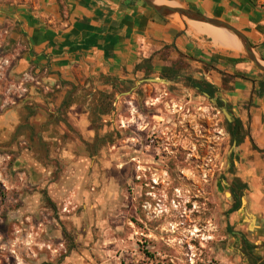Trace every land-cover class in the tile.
<instances>
[{
	"label": "rangeland",
	"instance_id": "obj_1",
	"mask_svg": "<svg viewBox=\"0 0 264 264\" xmlns=\"http://www.w3.org/2000/svg\"><path fill=\"white\" fill-rule=\"evenodd\" d=\"M4 38L0 40V59L14 48ZM21 74L6 85L0 82L7 107L26 98L18 96L22 88L14 92L15 85L21 86ZM148 77L155 76L117 80V87L103 90L94 91L93 85L75 89L74 97L80 102L77 108L90 110L98 135L90 142L83 138L87 159L72 160L60 151L55 156L50 152L47 158L39 156L43 166L36 181L56 199L53 224L57 235L47 236L45 225L38 229L36 217L18 219V212L6 205L3 196L0 264H254L256 259L250 262L242 255L240 239L236 241L231 230L249 235L258 245L254 249L257 256L264 255V232L258 231V218L253 221L247 210V190L245 211L231 210L228 191L238 154L222 110L225 104L192 88L188 76L169 83L140 81ZM32 84L46 89L44 83ZM99 96L103 99L97 103L104 109L97 103H85L88 97L95 102ZM115 99H122L121 104ZM92 110L98 113L92 115ZM134 116H139L137 122ZM53 125V131L68 129L62 123ZM70 129H74L71 124ZM137 137L141 142L133 139ZM24 145L26 150L29 145ZM135 149L144 151L145 159L137 168L130 161ZM1 151L16 155L8 173L9 189L0 181V197L4 191L16 193L17 177L25 176L23 171L32 175L27 167H15L23 151ZM168 157L171 163L166 164ZM135 172L142 176L137 181ZM43 211L49 215V210ZM138 238L142 240L139 246ZM148 249L153 254L145 253Z\"/></svg>",
	"mask_w": 264,
	"mask_h": 264
},
{
	"label": "crops",
	"instance_id": "obj_2",
	"mask_svg": "<svg viewBox=\"0 0 264 264\" xmlns=\"http://www.w3.org/2000/svg\"><path fill=\"white\" fill-rule=\"evenodd\" d=\"M163 1L230 22L264 60V0ZM212 32L198 22L160 15L142 0L0 2V40L6 37L14 46L4 55L10 61L0 71V82L6 84L4 71L12 80L32 65L44 85L59 86L48 91L47 86L32 84L25 98L29 105L22 100L0 106V148H11L12 140L17 148L18 140H26L29 147L19 159L37 179L43 166L40 154L47 158L60 151L81 161L87 156L85 140L98 135L90 110H78L75 89L115 88L117 80L144 76L206 81L233 120L242 123L245 137L235 151L233 179L247 184V210L258 218V231L264 232V71L242 48H228ZM100 96L95 102L88 97L85 103L95 104L103 99ZM121 100L114 102L119 105ZM57 122L68 129L53 131ZM260 258L264 261V255Z\"/></svg>",
	"mask_w": 264,
	"mask_h": 264
},
{
	"label": "flooded vegetation",
	"instance_id": "obj_3",
	"mask_svg": "<svg viewBox=\"0 0 264 264\" xmlns=\"http://www.w3.org/2000/svg\"><path fill=\"white\" fill-rule=\"evenodd\" d=\"M4 34H5V31H4ZM25 73H29L30 76L33 79L32 81H34L35 83L43 84V82H41V80L38 78L39 77L38 76L39 73L36 72V67H33L32 65H30L29 68L26 71H24L21 75H24ZM4 75L6 76V79H7L5 83L10 82L11 79L9 78V73H6L4 71ZM15 78H17V77H15ZM32 81L29 80V82L26 83V87L27 88H26V90H24V92L23 91L20 92L21 86H19V84L15 85L14 86L15 87L14 92H17L19 90L20 93L18 94V96L22 97V98H25L26 97V92H28V89H29L28 86H30V83ZM44 86L48 87V91H51V90L53 91V89L59 87V86H57V87L54 88V87H51L49 85H44ZM7 90H8V92H10L12 90L11 84H10V86H8ZM3 93H6V92L4 91ZM4 101H5V99L2 98L1 95H0V106L3 107V108H6L8 100H6L7 102H4ZM28 101L29 100H25L24 104L29 105ZM13 102L16 103L15 100H13ZM136 113H138V109L136 110ZM138 117L139 116H134V121L137 122ZM133 139L137 140V142H141L140 138H138V137L137 138H133ZM10 144H11L10 145V147H11L10 149L14 150V151H19V150L23 151V149H25V145L24 144H26L27 146L29 145V143L26 140H18L17 141V148H13L12 147V144H14L13 142L10 143ZM4 149H6V148H0V168H3L1 170V172H0V181L5 187L6 186L8 187V184L10 183V180H11V177H10V175H8V173L11 174V168H12V165H13L12 161L14 160V157H15L16 154H15V152L2 153L1 150H4ZM143 152L144 151H142L141 149H135L134 150L135 155L131 156V158H130L131 165L133 167H135V168L141 167L139 163H141L142 161L145 160L144 156L142 154ZM175 157H177V155ZM164 163H166V164L171 163V158L168 157L167 161H164ZM23 173L25 174V176L17 177V179L19 178V182H17V185H16V188H17L16 193H14L12 195H10L11 193H9V195H8L6 193L7 191L6 192L4 191V193L1 194L0 198L5 196L4 201L6 202V205L8 204L9 206H13L14 207L13 211L18 212V215H17L18 219H20V220L22 219L23 221H26V220L30 221V217H34V218L36 217V221L38 222V219L40 221V222H38L39 223V226H37L38 229H41V225H45L44 230L46 231V235L47 236L49 235L50 237H55L57 235V233H56L57 230L55 229L53 223L56 222V218H55L56 199L51 194H49L48 192L43 190L42 186H40L41 182L39 183L38 180L34 181L33 180L34 177L32 175L31 176L28 175L26 170L23 171ZM134 177H135V180L137 181L142 176H140L139 174H137L135 172ZM239 183H242V182L239 181ZM239 183L236 182V179H232L230 181V183H229L230 184L229 185L230 198L232 199V201H231L232 202V205H231V210L232 211H235L234 210V205H235L236 201L238 200V197H240V199H241L240 206L242 205V197L244 195L245 189L242 190V194H237V192L235 193V189L238 188ZM8 189H9V187H8ZM36 189H38V190H36ZM29 190H31V191L36 190V191H33V193L31 194V193H29ZM21 191H22V193L26 192V194L23 195L21 193ZM32 196H35L33 200H32ZM42 205L44 206L43 209L50 211V212H48L49 215H43V213H44L43 209H41V210L39 209L40 207L42 208ZM47 205H49V206H47ZM66 209H68V207H66ZM28 212H30V214H27ZM138 212H139V210L136 209V211H135L136 227L139 224V222H138L139 221V217H138L139 213ZM231 232L233 233V237L234 238L239 237V239H240L238 246L242 250V255H244V257H246L250 262H251V260L256 259V262L254 264H262L263 261L260 260L261 258L259 256L254 254V250H253L258 245H256L255 243L251 242L248 239V236L243 231L236 232L234 230H231ZM37 234L40 237L42 236L41 233H39V232ZM144 234L145 233H143V235ZM146 236H148V234H146ZM144 241L150 244V241H148V239H145ZM140 242H142V240L138 238L136 240L137 246L140 245ZM149 244L147 246H150ZM251 244H254L255 248H253ZM239 247H236V249L239 248ZM240 248H239V250H240ZM153 252L154 251H151L150 249H148V251H146L145 253L153 254ZM148 258L150 259V257H148ZM152 258H153V255H152ZM161 260L163 262L164 258H162Z\"/></svg>",
	"mask_w": 264,
	"mask_h": 264
},
{
	"label": "water",
	"instance_id": "obj_4",
	"mask_svg": "<svg viewBox=\"0 0 264 264\" xmlns=\"http://www.w3.org/2000/svg\"><path fill=\"white\" fill-rule=\"evenodd\" d=\"M144 3H146L148 6H150L152 9H154L157 13L160 15L166 16V17H173V16H179L184 21H198V22H204L209 23L214 26L227 29L228 31L235 34L241 41L243 46V51L245 55L262 71H264V60L263 58L259 57L257 53L254 50V47L248 38V36L239 28H237L235 25L231 24L230 22L218 18V17H212L208 16L204 13H201L199 11L193 10L191 8L182 6V5H175L171 3L164 2L163 0L159 2V0H142ZM163 81L166 83L171 82L170 79H167L165 77H148L143 78L140 81ZM204 95L211 99L212 101L216 102L217 97L211 96L208 92H204ZM223 112L225 113L227 119L229 121H232V115L228 110V107L225 105L222 107ZM233 146L237 148L238 144L237 141L234 140ZM24 163L20 162V159L17 160L15 163V167H23ZM32 172V175L34 176L33 169H30ZM34 179L35 176H34ZM230 194V192L228 191ZM247 205V199L245 196L242 197V205L238 209L239 212H244ZM253 221H256V216L254 214H250Z\"/></svg>",
	"mask_w": 264,
	"mask_h": 264
},
{
	"label": "trees",
	"instance_id": "obj_5",
	"mask_svg": "<svg viewBox=\"0 0 264 264\" xmlns=\"http://www.w3.org/2000/svg\"><path fill=\"white\" fill-rule=\"evenodd\" d=\"M189 84L194 87L198 88V92L200 94H203V92H208L211 96H214V89L212 88V85L206 81H198L193 78H189ZM227 125L230 130V133L232 135L233 140L237 141V144L241 143L245 137V133L242 128V123L239 119H235L232 121L227 120ZM236 182L239 183V179H236ZM247 188L246 183H239V186L237 189H235V193L242 194V190ZM241 199L238 197V200L236 201L234 205V210H237L240 208ZM253 248H255L254 244H251ZM254 250V249H253ZM264 264V261L262 262Z\"/></svg>",
	"mask_w": 264,
	"mask_h": 264
},
{
	"label": "bare ground",
	"instance_id": "obj_6",
	"mask_svg": "<svg viewBox=\"0 0 264 264\" xmlns=\"http://www.w3.org/2000/svg\"><path fill=\"white\" fill-rule=\"evenodd\" d=\"M160 1L162 0H159V2ZM194 22H198V21H194ZM198 23H201L203 27L209 28L210 31H213L212 33H214L221 41L225 42L228 48H235V47L243 48L240 39L235 34L228 31L227 29L220 28L209 23H204V22H198ZM195 230L198 231V229Z\"/></svg>",
	"mask_w": 264,
	"mask_h": 264
},
{
	"label": "built area",
	"instance_id": "obj_7",
	"mask_svg": "<svg viewBox=\"0 0 264 264\" xmlns=\"http://www.w3.org/2000/svg\"><path fill=\"white\" fill-rule=\"evenodd\" d=\"M10 59L7 57V56H3L1 59H0V67H4L7 63H9ZM29 80H33L32 77L30 76L29 73H25L23 75V80L22 82L20 83L21 85V88L23 89V92L24 90H26V83L29 82Z\"/></svg>",
	"mask_w": 264,
	"mask_h": 264
}]
</instances>
